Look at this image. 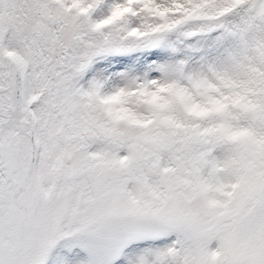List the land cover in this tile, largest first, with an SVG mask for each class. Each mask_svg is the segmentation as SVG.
<instances>
[{"label":"snow or ice","instance_id":"obj_1","mask_svg":"<svg viewBox=\"0 0 264 264\" xmlns=\"http://www.w3.org/2000/svg\"><path fill=\"white\" fill-rule=\"evenodd\" d=\"M0 264H264V0H0Z\"/></svg>","mask_w":264,"mask_h":264}]
</instances>
